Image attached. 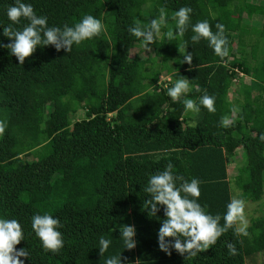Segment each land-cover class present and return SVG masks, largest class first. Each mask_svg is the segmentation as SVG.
Listing matches in <instances>:
<instances>
[{"label": "trees", "instance_id": "1", "mask_svg": "<svg viewBox=\"0 0 264 264\" xmlns=\"http://www.w3.org/2000/svg\"><path fill=\"white\" fill-rule=\"evenodd\" d=\"M27 2L48 25L71 26L90 14L103 21L106 33L70 53L37 48L23 64L0 48V119L8 121L0 135V216L21 222L25 241L15 247L28 248L31 260L22 258L25 264H103L119 253L122 264H264V210L249 216L248 237L229 229L215 245L184 259L158 248L159 220L141 209L148 174L168 161L175 172L201 181L198 202L214 215L222 216L236 192L264 203V99L255 100L264 97V0ZM10 3L0 0L4 24ZM182 5L192 8L193 23L224 25L229 58L216 57L205 40L191 42L188 30L183 38L193 56L189 68L180 63L174 41L160 38L145 50L127 32L134 19L146 23L157 16L160 6L170 16ZM168 24L174 29V20ZM0 42L9 40L0 34ZM162 43L177 52L162 51ZM165 71L173 80L184 76L198 85L201 91L188 94L193 99L202 92L214 96L216 111L201 107L192 117L182 115V105L164 94ZM222 117L234 123L221 127ZM234 160L236 171L228 177ZM45 212L62 225L64 246L57 253L43 251L30 228L31 215ZM157 216L163 218L162 211ZM123 224L136 229L131 250L119 238ZM101 236L111 241L103 256L97 249ZM226 243L235 245L236 255L228 254Z\"/></svg>", "mask_w": 264, "mask_h": 264}, {"label": "clouds", "instance_id": "2", "mask_svg": "<svg viewBox=\"0 0 264 264\" xmlns=\"http://www.w3.org/2000/svg\"><path fill=\"white\" fill-rule=\"evenodd\" d=\"M157 12L158 15L146 23L134 19L132 25L127 28V32L136 38L145 50H149L160 38L174 41L176 47H180V63H186L191 68L192 52L186 51L188 41L183 38L185 32L190 30L192 34L188 39L191 42L205 40L216 57L221 60L229 58L228 38L223 24L217 22L210 26L208 19L196 20L193 23L192 8L187 5L178 7L170 16L163 6L158 7ZM3 14L8 23L0 22V34L8 38L9 42H0V48H6L9 55H14L18 64H23L25 58L30 57L37 48L51 45L56 51L63 49L64 52L70 53L74 45L79 46L84 41L106 33L103 21L90 14L82 15L79 21L71 26L48 25V18L43 14L37 15L27 0H11ZM168 19L174 20V29L169 26ZM212 28H215V31ZM183 77L173 80L168 76L165 78L167 82L163 84L164 94L173 103L182 105V115L197 114L201 107L208 113H214L215 97L202 92L199 97L193 99L188 95L189 92L201 89ZM232 111L236 113L239 109L234 108ZM233 123L234 120L228 117H222L220 120V125L224 128ZM7 127L8 121L0 119V135L4 134ZM259 140L264 141V132L260 134ZM173 169L172 162H166L162 170L148 174L143 187L146 198L142 201L141 209L146 210L148 217L159 220L156 239L161 251L170 254L171 249L187 259L196 257L203 250L215 245L217 239L229 229L236 235L249 236L246 202L239 192L229 197L222 216L219 213L214 215L207 211L206 205L202 206L198 202L201 196V181L197 177L185 178ZM160 211L163 218L157 216ZM221 219L222 225L219 223ZM29 223L43 251L57 253L64 246L63 234L60 231L62 225L57 217L47 212L34 213L29 218ZM118 230L123 249H133L136 246L135 227L123 224ZM21 241H25L21 222L16 218L0 216V264H25L22 258L30 259L27 247H15ZM110 243V239L103 236L97 239L100 256L108 250ZM225 246L229 255L237 254L235 245L226 243ZM103 264H122L121 253L106 256Z\"/></svg>", "mask_w": 264, "mask_h": 264}, {"label": "rangeland", "instance_id": "3", "mask_svg": "<svg viewBox=\"0 0 264 264\" xmlns=\"http://www.w3.org/2000/svg\"><path fill=\"white\" fill-rule=\"evenodd\" d=\"M143 2H144V0H136V4H141ZM252 20H253L252 25H256L255 21L258 20V19L256 17H254ZM255 27H257V26H255ZM241 33H242V35H245L247 33V30L246 29L245 30H241ZM256 36H257V34H254V35L251 34V36H249V38H254ZM254 47L255 46H251V50H254L255 49ZM161 50L162 51L168 50V51H171L173 53L177 52L176 48L168 47L165 43L161 44ZM170 70H172L171 66H169V68H168V71H170ZM160 76H161L160 78L162 80L163 78L168 77V74L165 71V73L161 74ZM248 79L249 78H244V81H247ZM232 86L234 87V85H232ZM227 93H228V95L230 97L233 95L232 91L227 92ZM262 99H264V97L260 98V97L255 96V100H257V101H261ZM190 116L192 117V116H194V114H190ZM235 155H236V157H239L241 155V149L240 148H237L235 150ZM234 159L236 160V158H234ZM235 160L234 161H230L228 163V165H227V175H228V177L232 176L235 173V171H236V162H235ZM245 202H246L245 213H246L247 219L249 218V216H254L255 217V216L260 215L261 212L264 210V203H262L261 201H260L261 203H258V202L255 203L253 201L252 202L251 201H245Z\"/></svg>", "mask_w": 264, "mask_h": 264}]
</instances>
